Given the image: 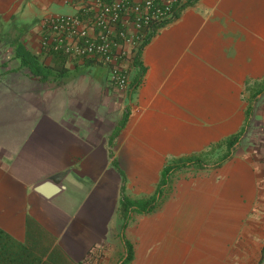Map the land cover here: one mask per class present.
<instances>
[{"label": "crops", "instance_id": "0c3cea01", "mask_svg": "<svg viewBox=\"0 0 264 264\" xmlns=\"http://www.w3.org/2000/svg\"><path fill=\"white\" fill-rule=\"evenodd\" d=\"M76 10L0 0V264H120L123 241L127 264H264V0L185 4L123 91L87 60L64 62L70 81L41 82L13 57L19 42L53 65L39 22ZM190 156L208 161L172 172L156 208L121 231L120 196H152Z\"/></svg>", "mask_w": 264, "mask_h": 264}, {"label": "built area", "instance_id": "2783aa9c", "mask_svg": "<svg viewBox=\"0 0 264 264\" xmlns=\"http://www.w3.org/2000/svg\"><path fill=\"white\" fill-rule=\"evenodd\" d=\"M188 0H65L73 14L39 22V50L65 62L87 60L107 70L110 88H128L129 71L143 46L175 20ZM83 264H98L92 257Z\"/></svg>", "mask_w": 264, "mask_h": 264}, {"label": "trees", "instance_id": "16d2710c", "mask_svg": "<svg viewBox=\"0 0 264 264\" xmlns=\"http://www.w3.org/2000/svg\"><path fill=\"white\" fill-rule=\"evenodd\" d=\"M194 0H188L186 5H190ZM13 57L18 60L21 67H24L28 70L31 77L36 78L37 80L41 82L45 81H66L70 79L69 77H74L75 74L70 72L69 69H67L64 66L65 58L60 54H54V61L55 63L53 65L44 64L43 62H39L37 57L32 55L21 43L16 42L14 44L13 48ZM135 66L137 67L139 74L134 80V83H136V80L139 78L140 72H142L141 65L138 61V58H135ZM89 64V62L85 63V65ZM127 113L125 112L118 123L117 127L113 130L111 133V138L117 133L118 129L123 125L125 117ZM237 141V137H231L229 138L225 143L226 152L216 161L213 163H219L226 159L229 155V151L231 147L234 145V143ZM208 160L204 157L200 156H190L187 158L179 159L173 164L166 166L163 168L159 183L155 189V192L152 196L145 198V199H137V200H130L123 195L119 198V215L122 219L121 223V231L126 227L130 215L133 213L136 214H147L151 211H153L157 204L160 197L161 190L163 186L167 183V180L172 172L175 170H178L182 167H194V168H202ZM25 227L26 231L32 226H36L33 221H31L29 218L25 221ZM125 246V258L122 260L120 264H127L131 260V252L130 247L127 244L126 241H123Z\"/></svg>", "mask_w": 264, "mask_h": 264}, {"label": "water", "instance_id": "95a60500", "mask_svg": "<svg viewBox=\"0 0 264 264\" xmlns=\"http://www.w3.org/2000/svg\"><path fill=\"white\" fill-rule=\"evenodd\" d=\"M53 184H55V182H53ZM57 190L55 188H51V189H46L43 191V189H41L40 187L37 188V192H39L41 195H43L44 197H48L52 192L55 193Z\"/></svg>", "mask_w": 264, "mask_h": 264}, {"label": "rangeland", "instance_id": "374dc122", "mask_svg": "<svg viewBox=\"0 0 264 264\" xmlns=\"http://www.w3.org/2000/svg\"><path fill=\"white\" fill-rule=\"evenodd\" d=\"M78 72H79V71H78ZM78 72H77V73H78ZM75 76H77V75H75ZM69 78L72 79L73 77H69ZM70 79H68V80H66V81H64V82L70 81Z\"/></svg>", "mask_w": 264, "mask_h": 264}]
</instances>
